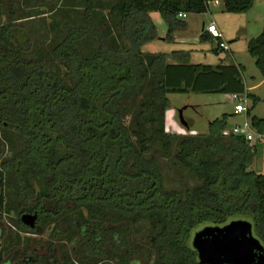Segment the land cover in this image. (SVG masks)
<instances>
[{"label": "trees", "instance_id": "trees-1", "mask_svg": "<svg viewBox=\"0 0 264 264\" xmlns=\"http://www.w3.org/2000/svg\"><path fill=\"white\" fill-rule=\"evenodd\" d=\"M96 1L82 0V25H64L49 51L62 73L40 59L22 57L26 50L13 44L16 20L10 8L7 22L0 24V131L7 143L10 134L19 145L0 162V210L3 172H11L33 198L36 223L40 212L59 219L82 209L88 221L68 227L78 228L90 264L106 262L109 254L119 258L122 249L130 262L135 249L128 247L129 225L138 220L149 221L154 230L141 238L153 250L154 264H198L186 245L190 231L201 223L221 227L236 215L250 217L251 231L264 248V170L252 168L259 147L264 169V142L249 145L242 137L223 135L230 129L226 115L208 121L204 134L164 130L168 95L243 96L242 67L188 64L179 51L170 53L177 63H167L168 55L141 50L156 38L149 13H158L166 27L164 40L170 42L183 27L177 15L203 14L209 0H115L107 13L116 33L109 42L91 18ZM221 2L223 11L233 14L252 5V0ZM86 38L96 47L82 55L77 44ZM199 40H207L203 32ZM213 40L212 53L218 55L221 44ZM246 50L264 78V27ZM247 96L253 104L258 101ZM248 125L264 136V119L252 117ZM159 159L168 161L179 180L183 172L191 175L195 185L164 190ZM26 175L39 184L35 194Z\"/></svg>", "mask_w": 264, "mask_h": 264}, {"label": "rangeland", "instance_id": "rangeland-1", "mask_svg": "<svg viewBox=\"0 0 264 264\" xmlns=\"http://www.w3.org/2000/svg\"><path fill=\"white\" fill-rule=\"evenodd\" d=\"M115 0H97L95 8L91 13V18L97 28L109 42L110 37H115V29L108 20V9ZM2 16L0 24L7 22V11L9 8L13 12L14 22L13 44L21 50L24 59H40L49 67H57L58 72L62 73L64 68L52 61L49 51L52 45L56 44L62 37L64 25L81 26V16L83 13L82 0H14L9 4V0H1ZM161 27L153 23L156 38L152 42V50L158 52H167V63H177V59L170 58V51L175 50L172 42L182 41L186 44L198 42V36L202 27L210 21L213 22L216 30L222 34V45L228 48L222 51L219 58H216L211 52H192L186 50L190 55V60H195L201 64L216 65L219 63L235 64L242 67L241 81L247 94L257 98L255 104L250 97H244L243 106L248 110V114L236 115L233 113V106L236 101L227 98L224 94H170L167 96L171 114L166 122V129L169 134L181 136L204 134L207 130V122L215 118L226 115L227 128L242 126L248 123L250 118L264 119V78L260 76L254 67V60L246 50L247 42L256 37L264 27V0H252L251 8L245 13L233 14L222 11L208 5V9L203 14H187L183 21L189 22V28L184 31L178 29L172 42H158L165 37L162 20ZM203 28V27H202ZM195 40V41H194ZM193 41V42H192ZM19 42L24 46L19 45ZM148 43V42H147ZM27 44V45H26ZM204 48H212L213 44L205 43ZM181 46V45H180ZM96 47L94 40L86 38L77 44V49L82 55L91 54ZM167 50H163L168 48ZM180 48L179 46H177ZM183 48V47H181ZM177 49V48H176ZM174 57V56H173ZM220 59V60H219ZM191 60V61H192ZM244 96V95H243ZM166 110V111H167ZM182 110L181 117L188 122L189 128H183L178 120L177 111ZM126 124L129 117L125 118ZM251 133L255 129L249 128ZM193 133V134H191ZM10 144L4 140L0 131V162L8 159L12 152L19 149L14 135H7ZM255 142L249 143L253 145ZM262 150L257 148L253 159V170L261 173L262 167ZM158 163L161 170V186L164 190H182L191 188L195 185V180L191 175L183 172V178L178 179L174 174L168 161L159 159ZM33 194L39 191V184L27 176ZM2 208L0 210V264H90L86 255H82V250L78 238V228L68 227L69 223L80 225V221H88L86 213L82 209H74L65 212L59 219H53L46 213H38L37 232L25 229L19 223L20 215L31 211V200L33 199L22 185L15 182V177L11 172H3L2 182ZM246 221L251 224L249 216H232L227 219L226 223L231 221ZM119 223V222H118ZM129 225L128 247H132L134 255L130 257L124 255L123 249L119 253V258L105 257L106 262L101 264H131V261L137 260V264H154L153 250L147 243H142L143 235L154 233L149 226V221L138 220L131 222ZM58 224L56 232L54 228ZM224 224V225H225ZM212 227L211 223H201L195 226L189 233L186 245H190L193 233L204 227ZM104 227H107L104 224ZM220 227V226H219ZM252 232V231H251ZM252 236L257 239L256 235ZM105 252H108L106 247ZM84 256V257H83ZM121 257V258H120ZM95 260V259H94ZM93 260V261H94Z\"/></svg>", "mask_w": 264, "mask_h": 264}, {"label": "water", "instance_id": "water-1", "mask_svg": "<svg viewBox=\"0 0 264 264\" xmlns=\"http://www.w3.org/2000/svg\"><path fill=\"white\" fill-rule=\"evenodd\" d=\"M177 111L180 125L187 129ZM37 221L36 213H23L19 223L27 230H33ZM198 264H264V248L252 236L251 224L246 221H231L221 227H204L191 238Z\"/></svg>", "mask_w": 264, "mask_h": 264}, {"label": "crops", "instance_id": "crops-1", "mask_svg": "<svg viewBox=\"0 0 264 264\" xmlns=\"http://www.w3.org/2000/svg\"><path fill=\"white\" fill-rule=\"evenodd\" d=\"M214 1H217V5L216 6H212V7H214V8H217V7H221L222 8V2H221V0H214ZM251 8V7H250ZM249 8V9H250ZM207 9H208V7H207ZM248 9V10H249ZM247 10V11H248ZM222 11H223V8H222ZM246 11V12H247ZM245 13V12H244ZM148 16H149V19L151 20V22H152V24L153 23H156L157 25H159L160 27H161V23H160V21H158V20H160V16L158 15V13H156V12H152V13H149L148 14ZM187 18V14L184 16V18H179V20H181L182 22H183V27H181V28H179V29H182V30H184V31H186L188 28H189V22H185V21H183V20H185ZM163 23V22H162ZM213 24V22H209L208 24H206V26L207 25H209V24ZM214 25V24H213ZM205 26V27H206ZM162 27H163V31H164V34H165V32H166V27H165V25H164V23L162 24ZM203 27V28H202ZM202 27H201V30H200V34H199V36L201 35V33L203 32V35H204V37L207 39L206 41H204V42H201L200 40H199V36H198V39L196 40V41H198V42H194V43H188V44H186L187 46H185L184 47V45H182V44H184L185 42H183L182 44H178V43H181L182 41H180V42H177L178 40H176V43L173 41L174 40V36H175V34L177 33L176 31L178 30H175L173 33H172V35H171V39H172V41H170V42H172V47H174L173 49H175V50H171L170 52H173V51H179V52H182L183 54H185V56H186V58H187V63L188 64H201V63H198L197 61H195V60H190V55H188V53H186L187 51L186 50H189V51H191V53L192 52H197V51H199V52H202V53H204V52H211L212 53V50L214 49V46H215V42H214V40H213V37L211 36V35H209L208 33H206L205 31H204V23L202 22ZM215 29H216V27H215ZM217 31V30H216ZM217 33L219 34V42H220V44L222 43V34L221 33H219L218 31H217ZM195 41V40H194ZM158 42H161V43H164V42H166L165 40H164V38H161L160 39V41H158ZM193 42V41H192ZM210 43V44H213V47L212 48H210V47H208V48H204V46L206 45L205 43ZM152 42H148V43H145L142 47H141V50L142 51H144V52H147V53H163V54H166L167 55V52H158L157 50H152ZM181 45V46H180ZM222 45V44H221ZM177 46H179L180 48H178ZM181 47H183V48H181ZM177 48V49H176ZM168 49H169V47L168 48H165V49H163L164 51L165 50H167L168 51ZM226 50H228V48H226ZM226 50H220L219 51V54L218 55H215L216 56V58H219V55H220V53L222 52V51H226ZM213 54V53H212ZM220 60V59H219ZM220 64V63H219ZM221 64H224V63H222L221 62ZM205 65H208V64H205ZM216 65H218V64H216ZM225 65H227V64H225ZM232 65H235V64H232ZM210 66H212V67H214L215 65H210ZM242 73V72H241ZM243 84V83H242ZM227 98L229 97V94H224ZM247 91H246V89L244 88V96L243 97H247ZM247 110V109H246ZM234 113V112H233ZM170 114H171V110H167V111H165L164 112V130H165V132L166 133H168L167 132V129H166V122L168 121V118H169V116H170ZM235 114V113H234ZM245 114H246V112H245ZM236 115H241V114H236ZM186 124H187V128H189V124H188V122H186ZM177 134H180V132H177ZM176 134V135H177ZM191 134H193V133H191ZM194 134H196V133H194Z\"/></svg>", "mask_w": 264, "mask_h": 264}, {"label": "built area", "instance_id": "built-area-1", "mask_svg": "<svg viewBox=\"0 0 264 264\" xmlns=\"http://www.w3.org/2000/svg\"><path fill=\"white\" fill-rule=\"evenodd\" d=\"M208 5L216 6L217 1L214 0H209L207 2V7ZM185 14H178V18H184ZM204 31L211 35L213 38H219V34L217 33L215 26L211 23L207 25L204 28ZM221 50H226V47L223 45H220ZM243 96L237 95V94H230L229 99L236 101V104L233 106V112L235 114H243L246 112L245 106H243L244 100ZM223 135L226 134H232L238 137H242L248 144L258 141L259 143L264 142V136L262 135H255L254 133H251L249 130V125L248 123H244L242 126H234L230 128L229 130H226L222 132Z\"/></svg>", "mask_w": 264, "mask_h": 264}, {"label": "flooded vegetation", "instance_id": "flooded-vegetation-1", "mask_svg": "<svg viewBox=\"0 0 264 264\" xmlns=\"http://www.w3.org/2000/svg\"><path fill=\"white\" fill-rule=\"evenodd\" d=\"M31 213H35V212H30L29 214H31ZM38 227H37V223H35V228L33 229V230H31V231H33V232H37L38 230H36Z\"/></svg>", "mask_w": 264, "mask_h": 264}]
</instances>
